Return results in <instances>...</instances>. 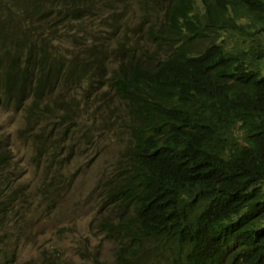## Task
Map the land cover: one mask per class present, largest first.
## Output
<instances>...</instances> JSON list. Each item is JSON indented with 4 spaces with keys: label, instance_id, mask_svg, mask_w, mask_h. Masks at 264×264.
<instances>
[{
    "label": "trees",
    "instance_id": "obj_1",
    "mask_svg": "<svg viewBox=\"0 0 264 264\" xmlns=\"http://www.w3.org/2000/svg\"><path fill=\"white\" fill-rule=\"evenodd\" d=\"M91 5L0 0V106L27 105L31 118L53 89L89 79L86 60H65L52 42ZM163 17L149 32L157 50L120 46L109 77L131 120L125 163L104 187L126 211L103 222L127 252L119 264L163 251L158 264H264V0H164ZM226 32L249 46L229 51ZM8 159L0 150L1 228L20 224L7 205ZM0 264H13L1 247Z\"/></svg>",
    "mask_w": 264,
    "mask_h": 264
},
{
    "label": "rangeland",
    "instance_id": "obj_2",
    "mask_svg": "<svg viewBox=\"0 0 264 264\" xmlns=\"http://www.w3.org/2000/svg\"><path fill=\"white\" fill-rule=\"evenodd\" d=\"M163 8L164 0H92L80 18L59 26L52 42L65 60L84 58L89 79L53 89L31 118L27 105L0 106V150L9 155L2 176L12 181L7 205L20 222L0 227V247L13 264H119L121 254L129 260L103 224L126 214L109 204L104 187L125 163L131 124L128 104L109 77L121 48L143 55L157 50L149 32L164 19ZM230 33L222 40L229 51L249 46L247 37L242 42ZM256 38L264 49V35ZM257 67L263 70L264 57ZM164 257V251L153 255L148 264Z\"/></svg>",
    "mask_w": 264,
    "mask_h": 264
}]
</instances>
